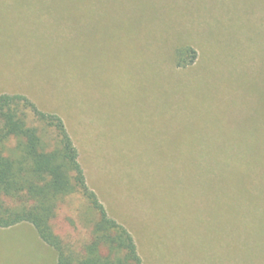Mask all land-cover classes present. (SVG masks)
<instances>
[{
  "label": "rangeland",
  "instance_id": "rangeland-1",
  "mask_svg": "<svg viewBox=\"0 0 264 264\" xmlns=\"http://www.w3.org/2000/svg\"><path fill=\"white\" fill-rule=\"evenodd\" d=\"M182 44L197 62L175 70ZM1 93L63 117L148 264H238L224 206L240 202L246 263L264 264V0H0ZM77 205L53 223L74 246ZM37 241L29 222L0 227V264H54Z\"/></svg>",
  "mask_w": 264,
  "mask_h": 264
},
{
  "label": "trees",
  "instance_id": "trees-1",
  "mask_svg": "<svg viewBox=\"0 0 264 264\" xmlns=\"http://www.w3.org/2000/svg\"><path fill=\"white\" fill-rule=\"evenodd\" d=\"M197 50L177 47L172 68L195 65ZM262 96V105L264 104ZM264 106V105H263ZM264 111V108H263ZM69 200L77 222L86 229L76 246L56 233L53 223ZM227 203V202H225ZM227 205L224 215L226 244L240 251L238 264H247L254 219L252 206ZM228 207V208H227ZM251 207V208H250ZM29 222L57 254V264H146L130 230L108 213L99 194L90 187L80 152L68 126L57 112L41 108L23 93L0 94V227Z\"/></svg>",
  "mask_w": 264,
  "mask_h": 264
},
{
  "label": "crops",
  "instance_id": "crops-1",
  "mask_svg": "<svg viewBox=\"0 0 264 264\" xmlns=\"http://www.w3.org/2000/svg\"><path fill=\"white\" fill-rule=\"evenodd\" d=\"M36 231V230H35ZM37 233V232H36ZM38 235V234H37ZM39 237V236H38ZM39 239H40V237H39ZM41 240V239H40ZM42 241V240H41ZM38 242V241H37ZM44 244H46L44 241H42ZM39 243V242H38ZM40 244V243H39ZM41 245V247L45 250V251H47V250H50L51 252H52V258H54V264H57V254L56 255H54V249L52 248V247H50L49 245H47V247H45L44 248V246H42V244H40ZM53 260V259H52ZM145 262H146V264H148V260H145Z\"/></svg>",
  "mask_w": 264,
  "mask_h": 264
}]
</instances>
